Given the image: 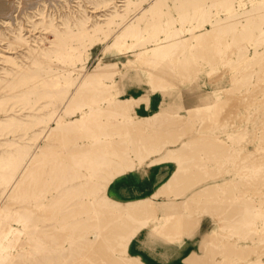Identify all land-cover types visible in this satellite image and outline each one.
Returning <instances> with one entry per match:
<instances>
[{
    "label": "rangeland",
    "instance_id": "1",
    "mask_svg": "<svg viewBox=\"0 0 264 264\" xmlns=\"http://www.w3.org/2000/svg\"><path fill=\"white\" fill-rule=\"evenodd\" d=\"M0 264H264V0H0Z\"/></svg>",
    "mask_w": 264,
    "mask_h": 264
}]
</instances>
